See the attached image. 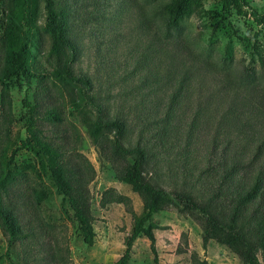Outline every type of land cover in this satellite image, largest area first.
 <instances>
[{
    "label": "rangeland",
    "instance_id": "374dc122",
    "mask_svg": "<svg viewBox=\"0 0 264 264\" xmlns=\"http://www.w3.org/2000/svg\"><path fill=\"white\" fill-rule=\"evenodd\" d=\"M166 1L53 0V3L62 12L65 34L75 46L72 72L87 77L89 85L83 90L102 107L103 118L119 116L125 120L122 138L125 146L135 144L148 113L153 109L158 115L162 113L180 68L193 70L192 79L175 107L177 141L163 148L148 141L153 145L154 157L145 165L143 174L149 182L166 190H185L203 202L210 192L211 178L197 171L206 166L208 158L219 159V151L214 156L207 151L213 140L217 147L223 148L225 159L234 158L244 164L240 181H248L259 168L264 175V146L257 149L264 142V23L250 15L251 9L264 14V0H244L240 10L233 6L226 8L221 0H200L201 9L177 29L164 26L161 6ZM3 4L4 0H0V17ZM39 12L37 24L41 26V3ZM41 41L40 53L31 49L33 64L38 72L48 74L49 40L42 34ZM253 44L262 56V64L253 54ZM198 53L208 56V65L199 67ZM241 70L248 71L247 76ZM54 82L55 86L50 77H45L47 93L41 96L37 95L39 85L35 78L29 84L22 77L11 79L8 91L12 120L6 135L11 144L24 137L28 115L24 100L37 98L39 114L45 108L56 107L59 123L52 125L40 119L38 122L47 135L57 136L56 140L69 149L67 157L72 164L79 163L81 156L93 169L86 185L93 241L90 245L83 243L66 197L55 193L49 173L36 156L19 150L14 155V164L27 173V179L13 185L15 195L10 196V202L21 237L9 243L0 227V264H112L124 248V237L131 231L132 213H142L141 199L118 179L116 170L120 163L112 165L108 150L101 152L92 143L85 118L91 120L95 109L84 101L76 106L75 88L57 86V81ZM196 113L199 126L193 132L192 149L185 158L186 166L192 168L189 175L182 168L185 157L182 137ZM2 137L0 127V140ZM31 188L43 191L40 202L34 200ZM109 189L125 196L127 206L121 202L101 206L100 199ZM263 201L264 198L257 202L259 208L263 207ZM227 206L224 205L225 211ZM152 219L160 264L200 261L244 264L231 250L213 240L202 245L201 217L195 212L168 206ZM256 255L260 264H264V250L258 249ZM150 263L148 241L139 235L133 241L128 264Z\"/></svg>",
    "mask_w": 264,
    "mask_h": 264
},
{
    "label": "trees",
    "instance_id": "16d2710c",
    "mask_svg": "<svg viewBox=\"0 0 264 264\" xmlns=\"http://www.w3.org/2000/svg\"><path fill=\"white\" fill-rule=\"evenodd\" d=\"M221 2L226 8L233 6L237 10H240L241 5L245 3L244 0H221ZM40 3L43 12L41 26L37 24ZM199 9H201L200 0H167L161 6L164 26L168 29H177L182 21ZM250 15L255 21L264 23V14L251 9ZM42 34L49 40L46 60L51 71L48 74L38 72L33 64L34 52L31 49L41 52ZM184 47L183 49H186ZM190 53L193 57L197 56L195 52ZM253 54L262 64V56L255 44H253ZM198 55L199 67L208 65V56H201L199 53ZM223 55L224 58L228 57L227 52ZM74 59L75 46L65 34L62 12L54 7L53 0H4L0 17V127L3 135L0 140V227L7 235V241L11 243L21 237L10 202V196L15 195L12 190L13 185L19 180L24 182L27 179V173L14 164V155L19 150L33 153L38 163L49 173L55 193L66 197L83 243L92 244L94 237L89 213L90 198L86 187L93 175V169L81 156L79 163L72 164L67 157L69 149L56 140L57 136L52 138L47 135L38 122L40 119L52 125L59 123L61 119L56 107L45 108L42 114H39L37 98L32 101L24 100L28 113L25 118L24 137L17 144H11L6 135L12 120L8 91L11 79L22 77L29 84L30 80L35 78L39 85L37 95L42 96L47 93L43 81L48 76L53 86L55 80L57 86L75 88L78 99L76 106H80V102L84 101L95 109V115L91 120L85 118L87 133L92 143L99 147L101 152L108 150V159L112 165L120 163L116 170L118 179L128 184L141 199L142 213L140 215L132 213L131 231L124 237V248L112 264H128L133 241L139 235L144 236L148 241L151 253L150 264H160L155 247V224L152 217L168 206L200 215L203 246L209 240H213L231 250L244 264H260L256 253L258 249L264 250V201L262 208H259L257 202L264 198L262 169L259 168L248 178V181H240V171L244 164L234 158L225 159L223 148L217 147L216 140H213L207 146V151L211 156L219 151V159L214 162L208 158L206 166L197 171L211 178L210 192L203 202L196 200L185 190H166L144 177V167L154 157L153 145L148 141L162 148L167 143L172 144L177 141L175 107L179 103L178 97L184 95L192 79L193 70L184 66L180 68L162 113L158 115L155 109L148 113L142 120L135 144L125 146L122 143L126 132L125 120L119 116L102 117V107L93 102L83 90L88 87L89 80L85 76L74 74L71 70L70 66ZM240 72L244 77L247 76L248 71ZM198 126L199 116L196 113L188 122L187 130L182 137L184 144L181 149L185 154L182 158V168L184 173L189 175L192 174V168L186 166L185 158L192 149V135ZM144 131H147V137L144 136ZM261 146H264L263 140L257 149ZM127 157L131 160L129 161ZM31 191L36 203L43 199L44 194L41 189L31 188ZM109 202H121L125 206L128 204L125 196L115 194L110 189L103 193L100 205ZM225 204H228L227 211L224 210ZM195 264H206V262L200 261Z\"/></svg>",
    "mask_w": 264,
    "mask_h": 264
}]
</instances>
